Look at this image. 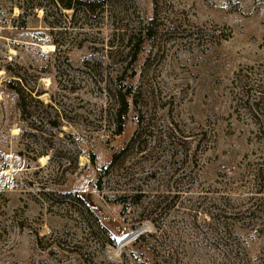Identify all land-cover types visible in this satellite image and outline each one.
<instances>
[{"label": "rangeland", "instance_id": "rangeland-1", "mask_svg": "<svg viewBox=\"0 0 264 264\" xmlns=\"http://www.w3.org/2000/svg\"><path fill=\"white\" fill-rule=\"evenodd\" d=\"M15 9L0 0V66L25 68L27 87L43 92L32 128L54 118L51 106L71 137L52 161L35 157L41 133L19 120L0 72V264H142L155 254L162 264H264V0H109L90 16L65 11L53 31L41 11L20 19ZM150 19L158 26L130 64V39ZM118 88L133 103L114 136ZM79 146L86 167L64 177ZM131 191L140 194L125 210L114 204ZM238 195L251 198L250 216ZM229 201L237 208L219 213L227 244L249 230L252 240L223 260L209 244L208 207Z\"/></svg>", "mask_w": 264, "mask_h": 264}, {"label": "trees", "instance_id": "trees-1", "mask_svg": "<svg viewBox=\"0 0 264 264\" xmlns=\"http://www.w3.org/2000/svg\"><path fill=\"white\" fill-rule=\"evenodd\" d=\"M11 4V7H15L18 10V18L24 19L26 16L29 14L34 15L37 13V11H41L43 21L47 25V27L53 29L59 28V22L60 19L59 17L64 16L66 18V15H64L65 11H70L72 12V18L71 20L74 19V17H86L92 15L94 12H96L97 9H101L102 11L105 9L107 6L109 0H6ZM154 19V17H153ZM153 19L148 20L145 24H140L137 29L134 31L132 39L130 41H134L133 47L134 52L127 53V56L129 57L130 61L129 63H133L137 60V55H138V48L145 42L146 40H149L152 35H154V31L157 28L158 25L154 24ZM70 22V20H68ZM55 46V50L58 49V43L53 42ZM132 48L130 49L132 51ZM3 71V74L7 76V80L2 82V87L4 90L8 91L14 98V105L15 109L18 114V118L21 122L26 123L29 125L30 129H34L36 131H39L41 133V140L42 143L39 145V151H34V156L39 157V156H49L48 160L52 161L53 156H57L59 154H64V147L68 139L71 137L70 134L66 133L65 131L61 130V122L63 118L58 114V111L53 109V107L50 106V108L53 110L52 112L54 113V118H41L42 120V127L39 129L32 128L31 121L34 119L33 116V111L31 110V104L33 102L40 104L43 106V104L35 98V96H40L43 94L42 91H34V87H27L25 83V78L24 74L27 72L25 68L23 67H17V70L12 69L10 67H1L0 66V72ZM134 76V75H133ZM31 77L34 79L35 83H37L39 79V75L35 73H31ZM116 84H120V79L119 77H116ZM123 89V88H122ZM133 95L128 89L125 91H121L119 88L115 90L114 94V99L116 102V110L114 112V117L116 122L118 123L117 128L113 131L114 136H119L122 134V127H123V118L128 114L129 112V107L130 104L132 105L133 103ZM2 105L3 102L2 100L0 101V126L1 124L7 125L6 127H9V124L7 123V118L6 115L2 111ZM23 133L22 129H19V132ZM25 134L29 136H35L33 133L30 132H25ZM133 139V138H132ZM131 139V140H132ZM81 143V142H80ZM71 147L66 148V152H70ZM83 151L79 147H77V152L74 157V163L73 166L71 165L63 167L62 172L63 176L65 177L66 173H69L71 170L74 168L77 170L84 169L86 165H83L81 168L77 164L78 160V154H82ZM115 157L113 155L112 159ZM87 159L89 160V163L94 164L95 162V156L93 153L90 152L88 155ZM112 159L108 164V167L111 166L112 164ZM100 168L98 170L99 172V177L95 183V187L98 191H102L103 188V178L105 175V172L107 171V168ZM59 168V166H58ZM260 181V180H259ZM140 191H131L130 193L123 194L116 198L113 202L114 204L121 205L123 204L122 208L125 210L126 209V204L125 202L129 200H133L135 198H138ZM259 194L262 192H258ZM221 198L225 199L223 196H220ZM75 198L78 200L79 204L83 207L84 212L88 213L94 223L97 225L99 229L107 235V230L102 227L98 221L97 218L93 215V212L90 210V207L88 204L78 195H75ZM219 198V199H221ZM230 198V196H229ZM239 198V212H241V209L245 206H247L246 210L243 211V215L250 216L251 212H249V202L251 198H242V195H238ZM242 199V200H240ZM231 200V199H230ZM238 201L237 199H235ZM234 200V201H235ZM224 203V204H223ZM219 202L218 204L212 203L208 208L209 211H211L210 218L212 219L211 229H213V237L216 238V241L213 240L212 243L210 244V247L212 250L218 252V254L222 257L223 260H230L232 257H236L237 255L239 256L240 252L247 254V247L244 246L243 242H245V239H249L250 241L252 240V233L249 231H244L243 234H241L240 237L237 238V241L234 243L227 244V241L229 240V237L227 236L228 233L227 230L224 228L225 223H222L221 216L219 213L223 214L225 212H228L230 210H233L236 207L235 204H231L229 202ZM133 204V203H131ZM82 211V213H84ZM83 225H86L87 230L91 229V226L89 223H85L82 221ZM111 240L109 241L108 237L102 241L101 247H106L107 245H112ZM133 248L136 249H142L145 248L146 246V240L143 235H140L132 244ZM251 246V245H250ZM249 246V247H250ZM217 254V256H219ZM143 257V254L141 255ZM152 256V255H151ZM235 259V258H234ZM142 264H162L160 260H158V257H156V254L153 255L150 259H144Z\"/></svg>", "mask_w": 264, "mask_h": 264}, {"label": "bare ground", "instance_id": "bare-ground-1", "mask_svg": "<svg viewBox=\"0 0 264 264\" xmlns=\"http://www.w3.org/2000/svg\"><path fill=\"white\" fill-rule=\"evenodd\" d=\"M16 11H17V9H15ZM42 48H47L48 50H52L53 49V46H51V45H46V46H43ZM40 162H43L44 161V157H41L40 158V160H39Z\"/></svg>", "mask_w": 264, "mask_h": 264}]
</instances>
